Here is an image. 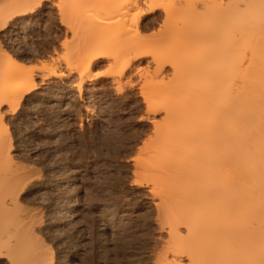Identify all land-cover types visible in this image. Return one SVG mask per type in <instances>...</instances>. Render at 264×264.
<instances>
[{"label":"bare ground","instance_id":"bare-ground-1","mask_svg":"<svg viewBox=\"0 0 264 264\" xmlns=\"http://www.w3.org/2000/svg\"><path fill=\"white\" fill-rule=\"evenodd\" d=\"M49 1L3 0L0 4L1 124L9 110L17 108L23 99L40 89L36 70L42 69L13 58L4 46L2 33L14 29L16 23H25L26 16ZM57 6L61 10L64 6L70 9L59 11L67 12L63 17H70L72 21L61 17L63 25L75 31L74 27L78 26L77 32L83 30V35H78L85 37L74 51L81 59H77L79 64L66 59L68 66L73 65L80 72L81 80L76 85L79 92L86 79L92 81L93 67L104 61L112 70L107 76H111V83L117 89L132 84L137 74L145 76L138 63L150 54L154 71L144 77L145 88L141 93L149 113L162 110L169 120L166 124L163 120L162 127L156 126V138L161 140L157 143L158 153L179 152L187 156L195 152L200 139L206 144L207 167L204 161L202 168L196 169L198 172L189 169L180 170L183 172L180 174L169 170L172 174L168 171L164 176H150L156 187L163 189L162 193L180 187L184 193L196 190L198 194V205L185 210H166L169 238L160 264H264V0H69L67 4L60 0ZM157 10L163 12V22L157 32L152 33L156 39L149 36V42L141 34L154 23L156 18L149 15ZM211 12L216 14V19L203 23L202 18H206L202 16ZM169 43L177 45L166 48ZM197 46L204 49L203 59L196 60L198 56L192 54ZM166 66L171 67V74L164 72ZM53 69L44 71L45 77H56ZM203 79L208 82L205 91L196 92L202 89L196 84ZM168 80L179 81L184 90L181 89L188 93L185 97H189L171 99L179 104L165 97ZM5 106L8 110L3 109ZM2 136L0 230L4 227L6 230L0 232V259L9 257L14 261L18 259L13 256L17 242L10 245L14 240L12 236L16 239L22 231L28 233L30 229L22 230L29 222L19 211L12 194V189H19L14 183L21 175L20 169L17 171L19 167L14 168L11 151L7 149L6 140L10 141L11 137L4 140ZM166 148H170L169 151ZM22 172L25 176V171ZM13 230V233L18 231L17 235H12ZM2 232L11 237L7 234L5 241ZM9 237L12 238L10 243ZM28 249H32L30 256L34 264H53L49 250L37 246Z\"/></svg>","mask_w":264,"mask_h":264},{"label":"rangeland","instance_id":"rangeland-1","mask_svg":"<svg viewBox=\"0 0 264 264\" xmlns=\"http://www.w3.org/2000/svg\"><path fill=\"white\" fill-rule=\"evenodd\" d=\"M63 1L67 4L69 0ZM59 2H46L35 14L24 17L25 23H16L14 29L2 33L4 46L13 58L24 60L29 67H40L42 72L36 70L40 89L23 99L17 108L9 110L4 123L0 122V136L3 135L4 140L11 137V142L6 140L11 148L6 146L12 152L14 168L20 169L21 176L14 183L20 191L15 187L12 194L19 211L29 222L22 230L28 228L29 236L36 237L19 231V242L12 236L14 240L10 243L12 238L7 233L10 245L17 242L13 256L19 260L15 259V263V260L4 257L0 264H18L17 261L19 264H34L30 256L33 255L32 249H28L32 246L49 250L53 264H160L169 238L165 225L166 210H185L198 205V194L196 190L184 193V189L180 190L174 184L172 187L176 190L162 193L160 190L163 189L156 187L150 176L202 168L206 144L200 139L195 152L187 156L173 151V155L166 151V154L160 151L159 155V148H156L161 140L156 138L155 129L157 125L162 127L163 120L165 124L169 120L162 110L149 113L141 93L145 88L144 77L154 71L150 54L138 63L145 76L142 78L143 75L137 74L132 84L117 89L111 83V76H107L112 70L104 61L93 67L92 81L86 79L79 92L76 85L81 80L80 72L73 65L68 66L69 60L66 59L79 64L77 61L81 59L74 55V51L85 37H82V28L79 33L78 26L74 27L75 31L63 25L64 19H70H66L70 9L64 6L63 12H67L61 14L59 11L62 10L57 6ZM162 15L161 10L149 15L156 20L142 31V38L150 42L148 37L162 25ZM202 17L206 18H202L203 23L209 24L217 16L211 12ZM78 33L82 34L81 37ZM170 44L165 47L177 45ZM194 53L193 56H198L196 60L205 57L200 46L195 47ZM52 68V71L56 70V77H45L43 72ZM170 68L166 66L164 72L171 74ZM196 85L202 88L196 92H201L205 91L208 82L203 79ZM180 86L179 81L168 80L165 97L170 100L185 97L188 93ZM174 99L171 101L179 102ZM3 109L8 110V107ZM204 164L207 167L206 161ZM4 230L5 227L0 232ZM13 232L12 235H17L18 231ZM7 234L3 233L4 238ZM28 238L31 246L27 243Z\"/></svg>","mask_w":264,"mask_h":264}]
</instances>
